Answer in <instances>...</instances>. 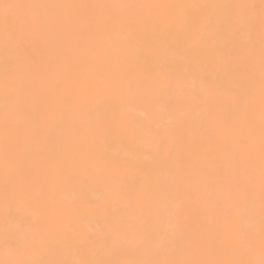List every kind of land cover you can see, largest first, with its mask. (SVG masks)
<instances>
[{
	"label": "bare ground",
	"instance_id": "obj_1",
	"mask_svg": "<svg viewBox=\"0 0 264 264\" xmlns=\"http://www.w3.org/2000/svg\"><path fill=\"white\" fill-rule=\"evenodd\" d=\"M0 264H264V0H0Z\"/></svg>",
	"mask_w": 264,
	"mask_h": 264
}]
</instances>
